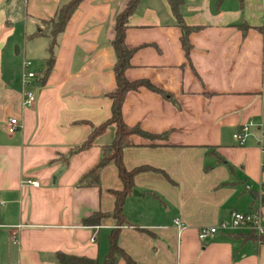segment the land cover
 <instances>
[{
    "label": "crops",
    "instance_id": "1",
    "mask_svg": "<svg viewBox=\"0 0 264 264\" xmlns=\"http://www.w3.org/2000/svg\"><path fill=\"white\" fill-rule=\"evenodd\" d=\"M68 1L0 0V264H58V252L103 262L117 226L112 216L85 219L113 212L111 191L123 189L118 168H103L100 186L80 184L115 126L90 148L71 151L111 117L112 42L130 0H83L56 36L47 79L33 88L35 104L23 105L28 41L48 42L38 73L50 58L47 23ZM181 14L192 28L189 54L167 0H140L127 19L125 43L134 50L127 79L150 81L170 98L146 87L126 94L125 122L155 138L134 135L124 150L127 169L151 170L135 177L140 194L125 199L118 241L135 264H264V242L250 232L198 237L200 227L235 210L264 217L257 200L264 193L262 131L253 128L242 146L233 138L250 120L264 128V0H182ZM18 35L25 41L12 53ZM14 117L20 127L11 134Z\"/></svg>",
    "mask_w": 264,
    "mask_h": 264
},
{
    "label": "trees",
    "instance_id": "2",
    "mask_svg": "<svg viewBox=\"0 0 264 264\" xmlns=\"http://www.w3.org/2000/svg\"><path fill=\"white\" fill-rule=\"evenodd\" d=\"M82 1L83 0H69L58 9L56 16L47 23V27L50 30L51 36L53 37L52 45L50 46V58L40 68L38 72L39 77L35 81V85H43L45 83L48 72L54 61L53 49L56 44V36L64 30L68 21ZM167 1L170 4L172 12L182 28V45L186 54H189L191 46L189 43L188 34L192 28L184 25L182 21V0ZM139 2L140 0H130L124 11L120 13L116 19V34L112 44L117 57L114 67L117 88L109 95L112 100L111 117L101 125L94 127L87 140L71 151L72 153H75L90 148L95 144L97 137L105 132V130L110 125L115 126L114 138L112 142L102 147V154L99 162L86 176L82 178L80 184L85 186H100V173L102 169L108 165H115L118 168L119 177L123 182V189L111 191L115 196V207L113 212L111 214L95 213L85 219L86 223L97 224L102 218L112 216L117 221V226L108 235L109 249L103 262L88 257L58 252L56 255L58 264H117L118 261L122 259L125 260L127 264H135V261L120 246L118 238L121 226L126 223V216L123 209L124 202L126 197L135 191V177L140 172L151 170V167L142 165L132 169H127L123 161V154L127 147L134 145L132 136L140 135L152 139L155 138V136L142 130L139 125H128L123 118L122 107L126 94L130 91L139 90L142 87H146L149 90L158 92L163 96L170 98L168 93L161 90L150 81H130L125 75L126 69L131 66V58L134 54V50L128 48L125 43L127 19L135 10ZM257 200L261 205H264V193L259 195ZM250 235L260 242H264V235H257L255 232H250Z\"/></svg>",
    "mask_w": 264,
    "mask_h": 264
},
{
    "label": "built area",
    "instance_id": "3",
    "mask_svg": "<svg viewBox=\"0 0 264 264\" xmlns=\"http://www.w3.org/2000/svg\"><path fill=\"white\" fill-rule=\"evenodd\" d=\"M31 65L30 61L24 62V75H23V105L25 107H32L36 102V93L34 91L35 81L38 79L39 74L36 71H28V67ZM20 127L19 120L17 118H11L8 124V132L14 133ZM253 128H259L262 131L261 139L259 140V146L264 152V128L262 124L256 123L254 120H250L243 123L239 129L233 134V138L238 145H246L248 139L252 135ZM26 184H30L34 187L39 186L38 181L28 179ZM4 203L0 201V206ZM175 224L179 229H184L185 224L179 219L175 220ZM255 232L257 235H264V217L259 212H242L235 210L231 213L229 219L221 220L218 224L213 226H202L198 230V237L201 241H208L215 238L219 233H232V232ZM13 239L16 241V234L13 233ZM96 234L91 238V242H96Z\"/></svg>",
    "mask_w": 264,
    "mask_h": 264
},
{
    "label": "rangeland",
    "instance_id": "4",
    "mask_svg": "<svg viewBox=\"0 0 264 264\" xmlns=\"http://www.w3.org/2000/svg\"><path fill=\"white\" fill-rule=\"evenodd\" d=\"M17 38H18L17 43H15L12 38V43H11L12 53L15 52L16 45L25 41V38L24 37L21 38L19 35ZM47 44L48 42L45 37L28 41L26 48V54H27L26 58L31 62V65L28 67V71H37L41 58L46 55L45 52H46ZM24 51L25 49H23V53L21 54V56H18L17 58L19 60V64H22L24 60L25 57ZM22 73L24 75V69Z\"/></svg>",
    "mask_w": 264,
    "mask_h": 264
},
{
    "label": "water",
    "instance_id": "5",
    "mask_svg": "<svg viewBox=\"0 0 264 264\" xmlns=\"http://www.w3.org/2000/svg\"><path fill=\"white\" fill-rule=\"evenodd\" d=\"M140 193L138 191H134V195H139Z\"/></svg>",
    "mask_w": 264,
    "mask_h": 264
}]
</instances>
